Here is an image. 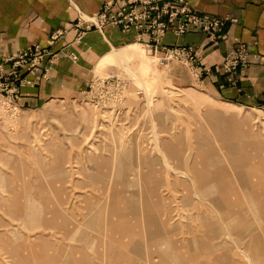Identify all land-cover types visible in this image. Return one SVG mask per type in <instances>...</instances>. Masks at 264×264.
<instances>
[{"label":"rangeland","instance_id":"1","mask_svg":"<svg viewBox=\"0 0 264 264\" xmlns=\"http://www.w3.org/2000/svg\"><path fill=\"white\" fill-rule=\"evenodd\" d=\"M117 53L84 96L44 109L18 106L22 81H0V264H151L154 249L251 264L253 233L223 231L218 199L264 182V112L209 115L218 104L199 84L176 83L144 47Z\"/></svg>","mask_w":264,"mask_h":264},{"label":"crops","instance_id":"2","mask_svg":"<svg viewBox=\"0 0 264 264\" xmlns=\"http://www.w3.org/2000/svg\"><path fill=\"white\" fill-rule=\"evenodd\" d=\"M171 1L188 3L201 14L227 17L229 21L218 33L215 45L202 31L177 34L171 27L167 28L160 36L159 48L194 47L201 56L203 72L196 78L180 64H174L163 68L165 74L176 83L199 84L204 96L218 104L209 115H220L225 121H231L243 110L264 112V0ZM125 5L126 0H0V61L28 46L38 45L51 52L41 60L37 71L21 68L22 82L16 88L18 106L34 111L44 109L52 102L76 101L87 93L91 81L102 70L115 72L114 63H110L114 55L130 46L144 47V51H149L155 58L150 49L151 37L146 31L135 27L125 29L121 24L111 22L100 25L97 19L86 28L91 15L103 10L116 13ZM78 21L84 29L81 34L74 27ZM57 29L64 30L63 36L51 44L50 35ZM239 43L249 48L248 65L239 67L234 74H225L222 70L224 56ZM9 67L10 64L5 65L6 69ZM258 171L264 172V167ZM241 184H235V197L224 194L218 199L220 202L225 200L224 206L218 207L220 224L223 226L224 222V229L221 225L220 228L230 231L228 227L234 222V235L243 231L249 235L253 233L247 249L251 255L249 259L251 264H264V244L258 235L260 230L264 231V182ZM230 199H238L231 206L235 213L228 210ZM225 205L228 207L223 211ZM247 205L251 209H244ZM249 213L258 218L246 220L250 219ZM260 223L262 226L256 231ZM154 250L155 254L161 255L160 261L151 264H177L173 252H184L189 256V260L179 264H243L240 259L230 256V249H166L165 253L164 249ZM130 251L138 255L143 249ZM145 263L131 260L125 264Z\"/></svg>","mask_w":264,"mask_h":264},{"label":"built area","instance_id":"3","mask_svg":"<svg viewBox=\"0 0 264 264\" xmlns=\"http://www.w3.org/2000/svg\"><path fill=\"white\" fill-rule=\"evenodd\" d=\"M107 8V7H106ZM86 21V28H90L89 23L95 22L100 25L111 22L121 24L123 28L135 27L138 30L146 31L151 37V53L157 59L159 66H172L183 64L189 68L191 75L198 78L203 72L201 67V56L192 46L162 47L159 48V39L166 29L171 27L177 34H183L189 30L204 32L207 40L215 45L217 35L226 25L227 17H211L194 10L188 3H177L171 0H126V5L116 13H108L106 10L91 15ZM74 27L79 34L83 33L81 22L74 23ZM64 30L57 29L50 35V43L53 44L63 36ZM51 55L48 49L38 45L28 46L19 51L16 55L0 61V81L4 79L5 85L9 87V80L13 79V85L20 78V69L25 68L29 72H35L39 68L41 60L46 55ZM250 52L247 45L239 43L234 49L229 51L222 61V70L225 74H234L239 67L248 65ZM11 62L9 71L4 70V63ZM14 76V77H13ZM100 80L98 77L93 80ZM105 81V80H104ZM108 81V80H107ZM7 83V84H6ZM3 87V88H8Z\"/></svg>","mask_w":264,"mask_h":264},{"label":"bare ground","instance_id":"4","mask_svg":"<svg viewBox=\"0 0 264 264\" xmlns=\"http://www.w3.org/2000/svg\"><path fill=\"white\" fill-rule=\"evenodd\" d=\"M115 52V51H114ZM117 52V51H116ZM115 52V53H116ZM124 52H127L128 54H130L128 51H124ZM124 52L121 54V55H123V56H127L128 54H124ZM118 54V53H117ZM112 55V54H111ZM121 55H117L116 57L118 58V57H120ZM117 58H116V60H117ZM121 60V59H120ZM116 62V61H115Z\"/></svg>","mask_w":264,"mask_h":264}]
</instances>
